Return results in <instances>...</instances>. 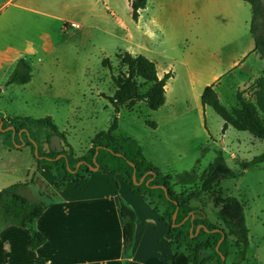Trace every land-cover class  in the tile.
Returning a JSON list of instances; mask_svg holds the SVG:
<instances>
[{
    "label": "rangeland",
    "instance_id": "374dc122",
    "mask_svg": "<svg viewBox=\"0 0 264 264\" xmlns=\"http://www.w3.org/2000/svg\"><path fill=\"white\" fill-rule=\"evenodd\" d=\"M7 1L0 0V8ZM260 1V33L264 39V0ZM103 4L101 0H93L92 5H84L82 9L75 8L78 4L73 0H15L13 6L1 9L0 117H50L80 156L91 146L95 135L107 131L118 117L117 134L137 140L147 160L173 178L177 192L199 188L210 165L222 153L237 175L221 184L223 195L236 197L244 204L250 239L246 248L232 246L225 264H264V164L247 170L242 168L243 163L251 162L264 152V140L232 127L224 131L223 119L189 93L180 69H177L178 79L169 82L166 108L151 111L145 104L138 103L132 110L123 108L117 114L109 100L115 90L112 76L123 71L116 55L134 53L133 41L119 28L120 21L129 23L131 28L136 22L132 19L129 0H109L116 14L114 18ZM21 5L30 11L16 10ZM52 14L63 16L65 22L48 16ZM72 23L78 28H73ZM20 58L32 66V80L27 84H10ZM162 70L159 67V72ZM243 93L247 101L254 102L253 87ZM226 104L232 111L237 99L228 100ZM152 122L155 127L151 126ZM50 139L48 132L42 133L41 145L49 143ZM62 144L66 150L63 141ZM15 148L4 146L0 138V191L27 182L34 173L35 158L30 147L22 143ZM185 172L191 176H182ZM116 177L122 179L119 175ZM38 178L37 184L25 194L46 203L48 209L59 205L58 194L54 199L39 195V191L46 190L47 186L52 190V186L46 174H38ZM157 205L156 213L161 217L165 207L163 203ZM206 212L209 220L218 224L212 205ZM40 228L43 223L37 220L30 229L9 227L1 229L0 234L5 237L8 231H18L27 235ZM10 236L9 241L22 255L27 240L16 234ZM110 244L111 254H115L117 245L114 240ZM151 245H155L154 239L150 244L143 241L140 258L144 261L156 255L155 252L150 254Z\"/></svg>",
    "mask_w": 264,
    "mask_h": 264
},
{
    "label": "trees",
    "instance_id": "16d2710c",
    "mask_svg": "<svg viewBox=\"0 0 264 264\" xmlns=\"http://www.w3.org/2000/svg\"><path fill=\"white\" fill-rule=\"evenodd\" d=\"M129 1L132 19L137 22L140 11L146 8L148 0ZM244 1L252 7L251 34L254 39V52L264 63V39L260 33L262 4L260 0ZM116 58L123 71L117 76H112L115 90L109 100L115 112L119 114L123 108H134L138 103L145 104L151 111L159 110L166 102L165 87L172 75L166 74L159 79L155 62L143 56L135 57L123 52L117 54ZM106 62L107 60L103 64ZM31 80L32 66L25 59H19L11 75L10 84H27ZM252 87L254 102L247 101L243 92L237 93V104L232 111L220 102L214 85L203 90L201 103L204 107L212 108L223 119L224 131L232 127L264 140V68ZM118 120V117H115L107 131L96 134L88 150L78 156L68 144L65 134L59 131L50 117L42 119L2 117V130L15 128V132L0 130L3 144L16 149L15 145L25 143L31 149L36 167L27 182L17 183L0 191V232L1 229L9 227L30 229L48 209L49 205L46 203L33 200L25 194L39 181L38 174L43 166H48L47 173L51 176L52 190L47 186L46 190L39 191V195L54 199L69 183L85 180L92 175V169L97 164L99 171L110 179L114 180L115 176L120 175L132 194L142 196L154 205L155 209L159 208L158 203L164 204L162 220L168 227L170 245L186 253L188 264H222V257L227 260L232 246L234 248L249 246V229L244 204L236 197L223 195L221 184L235 179L237 175L229 167L222 153L210 165L207 177L199 188L177 192L173 178L147 160L137 140L117 134ZM151 126L155 127L156 124L152 122ZM25 129L29 135L23 132L20 136L19 133ZM44 132H48L51 137L59 136L66 150L62 154L53 151L47 153L40 142ZM260 164H264V152L251 162L243 163L242 168L247 170ZM182 176L191 175L185 172ZM141 180L143 182L138 185ZM209 205H212L216 213L218 224L212 223L207 216L206 208ZM118 208L123 223V249L124 253L129 255L135 246L137 215L121 198ZM200 226L204 228L197 232ZM221 239L223 241L218 247ZM45 243L46 238L42 233L33 232L30 240L31 250H37Z\"/></svg>",
    "mask_w": 264,
    "mask_h": 264
},
{
    "label": "crops",
    "instance_id": "0c3cea01",
    "mask_svg": "<svg viewBox=\"0 0 264 264\" xmlns=\"http://www.w3.org/2000/svg\"><path fill=\"white\" fill-rule=\"evenodd\" d=\"M101 1L114 18L116 14L109 0ZM14 2L8 0L0 11ZM73 2L78 4L75 8L83 9L84 5H92L93 0ZM23 9L30 11L22 5L16 10ZM48 16L65 22L63 16ZM251 23L252 7L244 0H148L133 28L123 20L119 28L133 41L134 53H127L155 62L159 79L172 75L165 87L166 102L162 108L169 104V82L178 79L177 69L183 72L186 87L195 101L201 102L203 90L214 85L226 107V102L235 99L237 93L252 87L264 68L254 52ZM159 67L163 68L162 76ZM32 166L35 170V160ZM47 168L43 166L39 174H46L51 181ZM57 194L61 202L46 210L38 220L43 223L40 231L27 235L8 231L5 237L1 236L0 264H188L186 253L181 250L183 255L170 245L167 224L156 213L159 208L132 194L123 178L117 180L115 176L111 180L95 171L85 180L69 183ZM119 198L137 215L135 246L129 255L123 249ZM33 232H40L46 238V243L37 250L30 248ZM11 234L27 240L22 255L9 241ZM153 239L155 245L149 246V252L156 255L144 261L140 258L143 241L150 244ZM111 240L117 245L115 254H111Z\"/></svg>",
    "mask_w": 264,
    "mask_h": 264
},
{
    "label": "water",
    "instance_id": "95a60500",
    "mask_svg": "<svg viewBox=\"0 0 264 264\" xmlns=\"http://www.w3.org/2000/svg\"><path fill=\"white\" fill-rule=\"evenodd\" d=\"M2 126H3V122H2V118L0 117V130L1 131H13V132H15V128L14 127H9V128H7L6 130H2ZM27 133V135H29L28 134V132H27V130L25 129V130H23V131H21L19 134H20V136L22 135V133ZM14 136V135H13ZM34 145H35V147L37 148V144H35V142H34ZM44 149L46 150V152L47 153H49V152H51V151H53V152H56V153H58V154H62L63 153V151L65 150V148H64V146H63V144H62V140H61V138L59 137V136H57V135H54V136H52L51 137V139H50V141H49V143H45L44 144ZM99 150V149H98ZM98 150H97V153H96V156H97V154H98ZM36 154H37V151H36ZM96 156H95V158H94V162L96 163ZM92 171L93 172H95V171H99V166L96 164V167L95 168H93L92 169ZM133 179L135 180L136 179V175L134 174V176H133ZM143 182V180H141L140 181V183H138V185H140L141 183ZM162 188V187H161ZM164 189V188H163ZM164 191H165V194L167 195V191L164 189ZM176 215H177V212L175 213V215H174V221H175V219H176ZM201 228H204V226H200V227H198L197 228V232H199V230L201 229ZM193 229H191V231H192ZM222 241H223V239H221L220 241H219V243H218V247H219V245L222 243ZM217 247V248H218ZM225 261H226V258L225 257H222V264H225Z\"/></svg>",
    "mask_w": 264,
    "mask_h": 264
},
{
    "label": "built area",
    "instance_id": "2783aa9c",
    "mask_svg": "<svg viewBox=\"0 0 264 264\" xmlns=\"http://www.w3.org/2000/svg\"><path fill=\"white\" fill-rule=\"evenodd\" d=\"M71 26H72L73 28H78V25L75 24V23H72Z\"/></svg>",
    "mask_w": 264,
    "mask_h": 264
}]
</instances>
